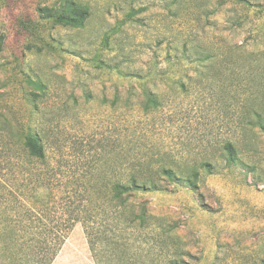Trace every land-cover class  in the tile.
<instances>
[{
    "label": "rangeland",
    "instance_id": "1",
    "mask_svg": "<svg viewBox=\"0 0 264 264\" xmlns=\"http://www.w3.org/2000/svg\"><path fill=\"white\" fill-rule=\"evenodd\" d=\"M76 5L88 8L82 27L47 16ZM256 116L264 0H0V229L11 210L22 214L27 174L42 172L24 148L37 135L54 168L49 212L64 230L51 264H264ZM140 165L162 191L135 202L166 235L128 237L95 259L67 216L94 179Z\"/></svg>",
    "mask_w": 264,
    "mask_h": 264
},
{
    "label": "trees",
    "instance_id": "2",
    "mask_svg": "<svg viewBox=\"0 0 264 264\" xmlns=\"http://www.w3.org/2000/svg\"><path fill=\"white\" fill-rule=\"evenodd\" d=\"M47 13L48 18L58 24L78 28L88 17V8L76 5L72 10L68 9V16L61 11ZM145 104L158 105L151 93L145 95ZM256 120L264 134V118L256 116ZM24 148L28 158L41 166L42 172L27 174L28 191L22 214L11 210L9 223L0 229V264H51L64 241L62 219L49 212L51 204L54 205L50 201L51 189L45 193V188L49 189L46 172L54 168H50L45 147L37 135L26 136ZM232 158L229 153L228 162L231 163ZM129 168L113 183L94 179L85 188L81 205L67 216L72 224L81 223L95 259L102 254L104 247L110 248L111 253L122 252L128 237L152 234L161 228L155 226L154 219L148 215L147 203L135 202L138 195L162 191L157 183L159 179L152 177L148 166ZM135 168L139 173H135ZM161 175L169 182L178 181L169 170H162ZM160 230L166 235L162 228ZM171 264L183 263L173 260Z\"/></svg>",
    "mask_w": 264,
    "mask_h": 264
}]
</instances>
